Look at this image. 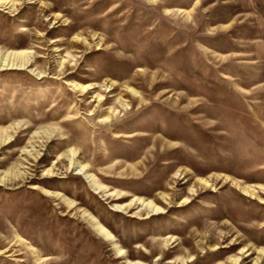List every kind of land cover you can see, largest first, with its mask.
<instances>
[{
	"label": "rangeland",
	"instance_id": "obj_1",
	"mask_svg": "<svg viewBox=\"0 0 264 264\" xmlns=\"http://www.w3.org/2000/svg\"><path fill=\"white\" fill-rule=\"evenodd\" d=\"M12 51L0 264H264V0H0Z\"/></svg>",
	"mask_w": 264,
	"mask_h": 264
},
{
	"label": "bare ground",
	"instance_id": "obj_2",
	"mask_svg": "<svg viewBox=\"0 0 264 264\" xmlns=\"http://www.w3.org/2000/svg\"><path fill=\"white\" fill-rule=\"evenodd\" d=\"M23 54L24 52H17L12 51L7 54H0V68L7 67L10 69H17V68H31V62L28 58H26ZM33 72L36 70L32 69ZM73 161L72 165L77 168L80 174L86 176L90 181L96 184L99 188H104L105 186L101 184L96 176L90 171L88 166L80 161H78V153L73 151Z\"/></svg>",
	"mask_w": 264,
	"mask_h": 264
}]
</instances>
